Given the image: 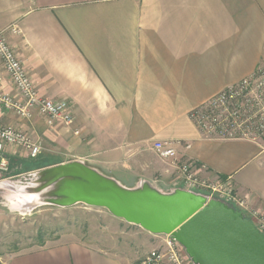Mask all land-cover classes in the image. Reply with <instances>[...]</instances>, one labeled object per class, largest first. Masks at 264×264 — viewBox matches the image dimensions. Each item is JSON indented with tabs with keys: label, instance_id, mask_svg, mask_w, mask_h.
Here are the masks:
<instances>
[{
	"label": "crops",
	"instance_id": "crops-1",
	"mask_svg": "<svg viewBox=\"0 0 264 264\" xmlns=\"http://www.w3.org/2000/svg\"><path fill=\"white\" fill-rule=\"evenodd\" d=\"M1 31L39 94L69 104L71 125L0 108V122L40 141L44 156L83 161L127 187L147 180L170 192L181 187L179 174L153 145L181 142L179 158L202 178L230 180L264 210V134L210 137L192 117L264 65V0H0ZM0 76L1 88L17 96L1 62ZM7 156L14 164L30 160L16 146ZM4 264L130 262L95 245L57 241Z\"/></svg>",
	"mask_w": 264,
	"mask_h": 264
},
{
	"label": "water",
	"instance_id": "water-1",
	"mask_svg": "<svg viewBox=\"0 0 264 264\" xmlns=\"http://www.w3.org/2000/svg\"><path fill=\"white\" fill-rule=\"evenodd\" d=\"M39 205L85 204L154 235H170L194 264H264V234L234 205L177 187L164 192L144 180L122 185L83 161L75 160L30 174L24 185Z\"/></svg>",
	"mask_w": 264,
	"mask_h": 264
},
{
	"label": "rangeland",
	"instance_id": "rangeland-1",
	"mask_svg": "<svg viewBox=\"0 0 264 264\" xmlns=\"http://www.w3.org/2000/svg\"><path fill=\"white\" fill-rule=\"evenodd\" d=\"M261 78L250 79L247 90L237 86L239 94L232 99L228 97L225 104L202 107L199 116L204 133L216 137L254 132L258 108L255 100L263 88L258 85ZM12 163L7 172L0 173V264L11 255L40 247L41 236L46 243L78 241L95 245L123 256L130 264H138L163 246V235L151 234L117 218L105 208L81 203L68 207L29 205L26 195L12 186L24 185L30 174L63 162L42 153L36 159L25 161L24 165Z\"/></svg>",
	"mask_w": 264,
	"mask_h": 264
},
{
	"label": "built area",
	"instance_id": "built-area-1",
	"mask_svg": "<svg viewBox=\"0 0 264 264\" xmlns=\"http://www.w3.org/2000/svg\"><path fill=\"white\" fill-rule=\"evenodd\" d=\"M12 30L17 32L14 28ZM0 62L3 64L5 71L18 93L17 96H13L5 92L1 88L2 78L0 76V108L13 111L18 117L24 120H31L36 114H39L50 126H53L59 120L67 125L73 123L74 120L69 112L68 102L56 101L39 94L33 80L29 77L22 62L11 48L4 31L0 32ZM259 76H262V78L258 85L260 88H263H261L262 92L260 96H257L255 100L258 105L255 113V119L257 121L255 131L239 136L230 134L228 136L220 135L216 137L250 138L257 140L264 134V65L259 66L252 76L228 88L208 104H225L228 97L232 99L236 94H239L236 91L237 86L240 85L241 90H247L251 83L250 79ZM200 109L196 110L192 114V117L202 129L204 126L199 116ZM206 135L208 134L206 133ZM178 145H182L181 142L157 141L154 143L153 149L161 158L170 160L176 167L181 181V187L234 205L246 218L252 220L256 227L264 234V210L252 208L245 198L236 193L230 180L218 179L212 181L202 178L191 160L179 158ZM8 146H16L24 149L30 159H36L43 153V147L40 141L35 140L27 132L0 122V173L9 170ZM185 147L189 148L190 144H186ZM163 236L165 237L163 246L154 250L138 264H194L187 255L184 247L176 239L170 235Z\"/></svg>",
	"mask_w": 264,
	"mask_h": 264
},
{
	"label": "bare ground",
	"instance_id": "bare-ground-1",
	"mask_svg": "<svg viewBox=\"0 0 264 264\" xmlns=\"http://www.w3.org/2000/svg\"><path fill=\"white\" fill-rule=\"evenodd\" d=\"M25 195H26V197H27V199H28V201L30 203L29 205L34 206V205L38 204L35 200L33 201V198H34L33 195H31V194H29V195L25 194Z\"/></svg>",
	"mask_w": 264,
	"mask_h": 264
},
{
	"label": "trees",
	"instance_id": "trees-1",
	"mask_svg": "<svg viewBox=\"0 0 264 264\" xmlns=\"http://www.w3.org/2000/svg\"><path fill=\"white\" fill-rule=\"evenodd\" d=\"M42 167H46V166H42ZM42 167H41V168H42ZM45 243H46V241H45V240L43 239V237L41 236V237H40V240H39V245H40V246H43V245H45Z\"/></svg>",
	"mask_w": 264,
	"mask_h": 264
}]
</instances>
